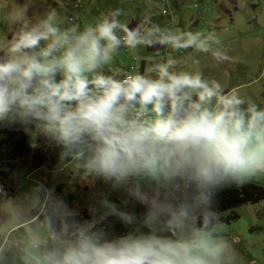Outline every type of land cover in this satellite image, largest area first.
Returning a JSON list of instances; mask_svg holds the SVG:
<instances>
[{
    "label": "clouds",
    "instance_id": "1",
    "mask_svg": "<svg viewBox=\"0 0 264 264\" xmlns=\"http://www.w3.org/2000/svg\"><path fill=\"white\" fill-rule=\"evenodd\" d=\"M184 1L165 0L158 16L172 18ZM122 14L116 8L83 27L72 14L62 27L54 8L34 20L10 14L15 27L0 43V127L20 125L59 148L57 173L72 169L127 197L123 208L103 197L102 214L84 220L87 208H70L48 189L40 213L49 243H35L24 264H237L214 197L264 175V108L171 54L143 71L107 72L121 49L227 58L211 36L149 16L130 26ZM0 195L17 214L2 187ZM108 217L129 230L109 235L101 226Z\"/></svg>",
    "mask_w": 264,
    "mask_h": 264
},
{
    "label": "rangeland",
    "instance_id": "2",
    "mask_svg": "<svg viewBox=\"0 0 264 264\" xmlns=\"http://www.w3.org/2000/svg\"><path fill=\"white\" fill-rule=\"evenodd\" d=\"M77 1L81 3L79 9L75 8ZM164 1L0 0V43L10 37L15 27L9 19L14 10L26 12L34 20L37 14L54 8L62 27L71 26L68 22L71 14L75 16L76 24L83 27L94 22L102 13L120 8L123 12L121 21L129 25L132 22L140 23L145 16H149L152 22L160 24L161 27L211 36L226 53L227 58L213 59L206 56L205 64H202L203 60L198 66L197 63L190 62L191 57L205 55L192 49L180 53L171 52L168 48L121 49L112 64L106 66L107 72L120 75L127 71H143L153 60L163 59L171 54L182 59V67L198 68L205 78L218 80L226 90L237 89L242 96L251 98L264 108V0H191V3L185 0L180 12L174 13L172 18L158 16ZM169 3L174 6L172 0ZM194 4L199 5V9H195ZM10 127L25 131L33 146L44 147L47 151L43 166L34 172H30L28 168L7 172L3 170L5 166L0 165V169L8 176L3 183V176L0 174V187L18 206L17 214L9 215L2 207L5 197L0 195V236L7 235L5 242L10 241L11 245L17 247L19 245V251H22V254H5L9 249L5 246L4 256H12L16 264H22L24 253L32 249L35 243L41 248L49 243L40 213V203L48 189L63 201L68 199L67 205L77 211L79 206L74 204H80V201L74 195L80 194L86 198L88 203L82 209H88L84 210V214L80 213L84 220H90L94 210L102 214L103 210L97 209L96 205L105 196L111 197L114 203L124 207L127 197L116 194L108 185L94 182L72 169L57 173L60 150L44 137L29 132L20 125ZM244 185L264 189V175L255 177ZM242 186L237 187L242 189ZM250 196L254 197L255 193L250 191ZM230 215L235 219L223 221V234L237 254V264H264V200L253 205H242L233 212L225 211L220 216L226 219ZM29 229L37 233V241L30 238Z\"/></svg>",
    "mask_w": 264,
    "mask_h": 264
},
{
    "label": "trees",
    "instance_id": "3",
    "mask_svg": "<svg viewBox=\"0 0 264 264\" xmlns=\"http://www.w3.org/2000/svg\"><path fill=\"white\" fill-rule=\"evenodd\" d=\"M46 158V150L44 147H32L28 142V135L24 132L16 131L6 127H0V165L5 166L3 170L7 172L23 169H37L43 166ZM0 174L3 176V183L7 181L8 176L0 169ZM242 189L237 186H231L220 190L214 197V208L222 215L225 211L233 212L242 205L256 204L264 200V189L257 186L243 185ZM250 191L255 193V196H250ZM84 214V211H82ZM84 216H80L82 219ZM229 219H235L230 215ZM106 229L109 235H120L127 232L129 229L123 226L116 218L108 217L101 225ZM31 250V249H30Z\"/></svg>",
    "mask_w": 264,
    "mask_h": 264
},
{
    "label": "crops",
    "instance_id": "4",
    "mask_svg": "<svg viewBox=\"0 0 264 264\" xmlns=\"http://www.w3.org/2000/svg\"><path fill=\"white\" fill-rule=\"evenodd\" d=\"M135 24H138V22H132L131 24H130V26H132V25H135ZM197 53V52H196ZM203 55H205V54H203ZM207 55H205L204 57L202 56V55H198V58H196V57H191V61L190 62H195V63H197V65L199 66V62L200 61H203L202 62V64L204 65L205 64V62H206V60H205V57H206ZM6 128H9V129H13V130H16V131H20V132H24V133H26L25 131H22V130H19V129H16V128H13V127H6ZM27 134V133H26ZM28 135V134H27ZM28 138H29V136H28ZM28 142L30 143V145L32 146V147H39V146H33L32 144H31V142H30V139H28ZM38 169H40V167H38L37 168V170ZM34 170L35 169H33V170H30V172H34ZM110 188V187H109ZM111 189V188H110ZM113 190V189H112ZM113 192H115L116 194H118V195H124V196H126L125 195V193H120L119 194V190H113ZM116 194H114V196H116ZM76 196V198L80 201V204H74V205H78L79 206V209H82V208H84V206H86L87 205V203H88V201H86V198H84L83 196H81L80 194H78V195H75ZM75 198V199H76ZM108 199L109 200H111L112 201V198L111 197H108ZM68 201V199L66 200L65 199V202H67ZM117 201V200H116ZM99 202L100 201H98V205H96V207H97V209H99ZM78 209V210H79ZM88 209V208H87ZM1 225V224H0ZM5 237H7V235H5L4 237H2V236H0V245H2V247L1 248H4L5 249V246H8V250L5 252V254H22V251H19V245H18V247L16 246V245H11V242L10 241H8V242H5ZM4 254V255H5ZM2 256L1 258H0V264H16V262H14L13 260H12V256ZM22 264H24V263H22Z\"/></svg>",
    "mask_w": 264,
    "mask_h": 264
}]
</instances>
